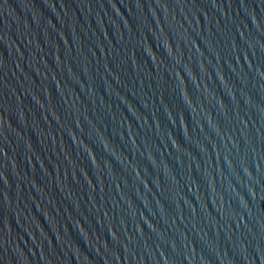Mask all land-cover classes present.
I'll return each mask as SVG.
<instances>
[{
    "label": "water",
    "instance_id": "water-1",
    "mask_svg": "<svg viewBox=\"0 0 264 264\" xmlns=\"http://www.w3.org/2000/svg\"><path fill=\"white\" fill-rule=\"evenodd\" d=\"M0 264H264V0H0Z\"/></svg>",
    "mask_w": 264,
    "mask_h": 264
}]
</instances>
